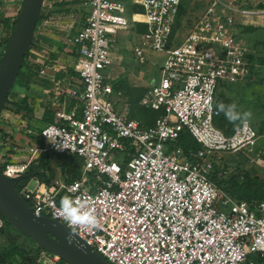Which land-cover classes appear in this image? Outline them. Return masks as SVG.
Wrapping results in <instances>:
<instances>
[{"label": "built area", "instance_id": "2783aa9c", "mask_svg": "<svg viewBox=\"0 0 264 264\" xmlns=\"http://www.w3.org/2000/svg\"><path fill=\"white\" fill-rule=\"evenodd\" d=\"M182 1L138 0L130 3L129 15L125 0H80L83 25L66 38L77 52L75 74L65 86L56 85L54 121L38 126L31 116L10 118L5 106L0 119L24 131L31 153L19 158L22 146L0 140V166L16 178L45 153L79 157L76 180L67 182L62 174L50 182L32 178L19 193L36 215L67 226L62 197L92 211L98 226L74 231L109 264H264V201L239 200L212 179L229 155L264 164V134L250 120H241L229 134L215 124L220 87L247 78L258 65L248 57L253 50L241 34L260 11L247 0H207L176 43ZM45 5L46 0L42 9ZM40 18L36 32L54 22ZM137 23L146 26L133 51L138 62L147 63L149 50L165 55L144 99L148 108L162 112L150 126L130 116L125 91L115 87L120 80L110 75L123 59L113 35ZM184 130L200 145L190 154L177 143ZM45 173L50 178L48 168ZM3 227L0 217V233ZM4 235L0 255L10 244ZM32 246L30 257L37 263L58 262L57 255Z\"/></svg>", "mask_w": 264, "mask_h": 264}, {"label": "rangeland", "instance_id": "374dc122", "mask_svg": "<svg viewBox=\"0 0 264 264\" xmlns=\"http://www.w3.org/2000/svg\"><path fill=\"white\" fill-rule=\"evenodd\" d=\"M23 1L24 0H0V58L5 49V40L10 35V30L13 26L12 22L16 21H10L9 19L11 17H16L15 15L18 10L21 9ZM125 1L128 13L130 15L133 10V7L130 3L136 4L138 0ZM247 3L249 4L251 9L260 11V13L257 16L252 17V19L250 18L254 22V24H251V29L242 32L241 35L245 45H247L253 50L252 55H254L255 57H257V59L260 60L258 61L257 67L253 68L250 79L248 81L239 83H226L220 87L218 92V103L223 102L225 105L230 104L232 102L237 103L238 111L250 112L251 118L248 120H250L255 125V127L260 128L261 131L264 133V0H247ZM206 4L207 0L182 1L179 17L173 32V39L176 43H180L185 37V35H187V33L192 29L195 21L205 9ZM73 9H75L77 13H80L79 20L81 21L82 11L79 9V6H75ZM5 19L9 20L8 24L5 23ZM40 23L41 18L38 21L37 29L39 28ZM53 25H55V23L49 24L41 30V32L43 31L45 39L41 38L38 35L35 41L34 37L33 43L30 47L29 55L26 59L27 66L35 65V63L32 62L33 60H37L45 64L50 63L51 60L58 59V57H55L57 53H54L52 51V39H55L53 41L56 43V45L59 46L60 49L63 47H68V44L64 43L65 33L58 29H55ZM145 32V25L138 23L136 24V26L124 30L121 33L122 36L120 39L118 35H113V38L116 40L115 46L119 53L118 55H123V59L116 61V63L111 69L112 71L110 72V75L112 77H115L114 80L116 79L121 81V85L129 101L131 114H133L136 118L143 120L144 123L149 124L155 122L159 118V116L157 113L149 110V108L144 104V99L148 95L151 79L159 78L160 76V70L158 68V65L164 60L165 55L163 53H158L156 51L149 50L147 52V63L140 64L138 62L133 51L135 43L140 44L143 41V34ZM125 47L127 49H124ZM122 48L124 49L123 52ZM29 56L33 60L29 59ZM64 59H68V57H65ZM73 61L74 60L68 61L69 73L71 74L75 72L73 67ZM34 90L35 93L34 91H31L30 93V91L28 92L25 87L21 86L19 83H16L13 88V95H18L20 98H22L24 95L29 94L31 101H34L33 105L36 104L37 101H39L38 99H42L44 97L43 99L46 101L45 103H48V107H50L51 105V107L55 108V105H53L52 103L57 101L54 92H52L48 96V99L46 94H38L37 92H39V90ZM12 99L16 100L15 96H13ZM6 108L11 109L16 114L27 115L28 117H32L34 115V111L33 113H25L23 109H18L16 106H14V104H8ZM240 122L241 120L236 121L235 124L230 123L228 119H226L224 113L220 112L218 124L222 128L231 130L239 126ZM33 123L38 126H43L44 124H46L43 122L41 117L40 119L33 121ZM10 125L14 126L13 123H11ZM13 128L17 131L15 127ZM19 132V135L21 137L26 136L23 130H19ZM23 141L24 140L19 142L24 144ZM34 141L36 143H41L39 139ZM16 142L17 140H14L13 146L17 144ZM21 146L25 150L20 153H31L30 150H26V144ZM50 159L52 161V166H54L56 170V173L60 174L62 162L61 159L53 154L50 155ZM229 160V163L231 164H229L228 166L226 165V172L223 174V177L219 179L221 181L218 185L222 192L232 194L234 193L238 195L239 192L243 190L242 187H244L246 194H254L256 196L264 194V184L262 183L250 182L247 185H243L246 174H249L251 177H259L261 179H264L263 163L252 162L247 159L244 154H240L238 158L235 155H229ZM2 232L6 234L4 235L5 239L7 238V236H9L17 240L19 243H24L27 245L29 244L30 247H32V245L34 244L32 239L20 234L19 232L14 230V228L10 225H4ZM2 232L0 233L1 235ZM47 263H49V261L44 264Z\"/></svg>", "mask_w": 264, "mask_h": 264}, {"label": "water", "instance_id": "95a60500", "mask_svg": "<svg viewBox=\"0 0 264 264\" xmlns=\"http://www.w3.org/2000/svg\"><path fill=\"white\" fill-rule=\"evenodd\" d=\"M44 0H24L17 21L0 58V114L23 67L41 17ZM0 213L22 235L43 250L57 255L67 264H109L90 244L75 232L71 245L65 223L38 216L17 190L14 178L5 175L0 166Z\"/></svg>", "mask_w": 264, "mask_h": 264}, {"label": "trees", "instance_id": "16d2710c", "mask_svg": "<svg viewBox=\"0 0 264 264\" xmlns=\"http://www.w3.org/2000/svg\"><path fill=\"white\" fill-rule=\"evenodd\" d=\"M4 21H5L6 24H8L9 20L5 19ZM248 29H251L250 25L242 26V31L243 32L247 31ZM145 30H146V26H145ZM7 40H8V37L5 40V43L7 42ZM29 51H28V53L26 54V56L24 58L23 67L21 68V71H20V73L18 75V78H17L15 84L19 83L21 86L25 87L28 92L32 91L33 89H37L38 87L51 86L52 85L51 81L44 80L41 77H39V75H38V71L40 69V65L39 64H35V65H32V66H27L26 59H27V57L29 55ZM248 57L250 59H252L253 62L256 61L257 64H258V61L260 60V59H257V57H255L252 54H249ZM254 68H256V67H254ZM73 74H75V72ZM250 76H248L247 78L241 80L240 82L248 81L250 79ZM224 84H226V83H224ZM115 87L123 89V87L121 85V81L116 83ZM13 92L14 91L12 89L10 94H9V96H8V98H7L6 107L8 106V104H14V106H16L18 109H23L25 111V113L26 112L27 113H33V111H34L33 106H32L33 102L31 101V99L29 97V94H26L22 98H20L18 95H13ZM13 96H15L16 100L12 99ZM217 104H218V94H217ZM44 107H45V112H44V114L42 116L43 122L46 123V124L53 122L54 121V117H55V109L56 108L51 107V105H50V107H48V103L46 105H44ZM149 110L157 113L158 116H160L161 113H162L161 111H156V110L151 109V108H149ZM130 116L132 118H136L133 114H131V112H130ZM219 118H220V112L215 117V124L219 128L223 129L227 134H229V133H231V132H233L235 130V128L231 129V130L222 128L218 124ZM136 119H138L143 125H146V126L153 125L156 122L155 121L153 123H149L148 124V123H144L143 120H141L139 118H136ZM256 129L258 130V132L260 134H264L261 131L260 128L256 127ZM177 143H178L179 146L184 148V150L186 151L187 154H190V152L197 151L200 148V145L197 143V141L195 140L193 135L188 130L182 131ZM50 155H52V154H50V153L43 154L41 156V158H40V161H39L38 165L33 164L30 167V169L28 171H26L23 175H19L18 177L14 178V183H15V186H16L18 191H21L22 187L25 186L32 178H37L40 181L50 182V180L52 178H54L55 176L59 175L58 173H56V170H55L54 166H52V161L50 159ZM55 156L59 157L61 159V161H62L61 162V172H60V174L63 175L64 179L67 182H71V181H74L77 178H79V176L81 174V160H80L79 157L74 156V155H70V154L55 155ZM237 158H238V156H237ZM229 162H230V160L227 161L223 166H218L216 168V170L214 171V173L212 174V179L217 184L220 183L221 180H219V179L222 178L223 174L226 172L225 171L226 165L228 166L229 164H231ZM46 168H48L50 170V173H51L50 178H48L46 176V173H45ZM220 173L222 175H219ZM250 182L264 184V179H261L259 177H251L249 174H246L245 181H244L243 185H247ZM242 189L243 190L240 191L238 195H236L234 193H233L234 195L232 193H230V194L232 196H234L235 198L239 199V200H244V201H248V202H251V201H264V194H261V195H258V196L254 195V194L249 195V194L245 193L244 187H242ZM0 217L2 218V220L4 222V225H10L11 227H13L11 225V223L8 222L6 220V218L1 213H0ZM3 228H2V230H3ZM14 230H16V229L14 228ZM34 244H36V243L34 242ZM32 247H30L29 244L27 245V244H24V243H19L17 240L12 238V242H10L9 246L7 247V249H4L2 251V253H1V255H0V264H14L12 262V258L14 256H16V255H19L21 257V261L18 264H39V263L36 262V257L35 256L30 257L31 253L33 252V248ZM39 249L42 250V248H40V247H39ZM65 263H66L65 261H63L62 259H59V261L57 263H55V264H65Z\"/></svg>", "mask_w": 264, "mask_h": 264}, {"label": "crops", "instance_id": "0c3cea01", "mask_svg": "<svg viewBox=\"0 0 264 264\" xmlns=\"http://www.w3.org/2000/svg\"><path fill=\"white\" fill-rule=\"evenodd\" d=\"M79 4H80V0H46V5H45L44 9H42L41 16L54 18L53 24L55 23V25H53V26L55 27V29H58V30L65 33V35H64V43L65 44H67L66 43L67 36L76 33L77 30L83 25V15H82V19L80 21L79 20V14L80 13H77L76 10L73 9L75 6H79ZM79 9L81 10L80 6H79ZM71 10H75V11H71ZM15 18L11 17L9 20L13 21ZM135 26H136V24H135ZM123 31L124 30H122L120 32V34L118 35L119 39L121 38V36H122L121 33ZM124 33H123V35H124ZM38 35L41 38H44L43 31L42 32L38 31V32H36V35H35V41H36V38L38 37ZM52 38H56V37H52ZM53 40H55V39L51 40L53 42L52 51L54 53H57L55 55V57H58V59L51 60L52 62L48 63V64H46V63L43 64L40 61H37L35 63V64L40 65V69L43 66H45V67L47 66L46 74L39 75V71H40V69H39L38 75H39V77H41L44 80L51 81L52 85L48 86V87H38L36 89V90H39V92L36 91L38 94L39 93L44 94V95L46 94L47 97L52 92H54L56 90L57 84L65 86L69 82V79L71 78V76L73 74L69 73L68 61L74 60L73 61V64H74L75 59L77 57V52L75 51L74 46L68 44L67 45L68 47H63L60 49L59 46L56 45V43ZM115 42H116V40L113 43L114 49H115L116 53L119 54L117 51V48L115 46ZM135 45H136V43H135ZM124 49H127V48L125 47ZM124 49L122 48V52ZM65 57H68V59H64ZM73 67H74V65H73ZM32 91H34V93H35L34 89ZM30 93H31V91H30ZM43 98L38 99L39 101H37L36 104L32 105L34 108V115L32 116L34 121H36L37 119H40V117L42 118V116L45 112L44 105H46L47 103H45L46 101ZM48 99H49V97H48ZM42 102H44V103H42ZM15 114L16 113H14V111H12L11 109L5 110V115L10 116V118L13 117L15 119L16 118V116H14ZM10 124H11V121L8 118L0 119V140L5 139V140H9L12 143H14V140H17V142H16L17 144H15V145H19V146L24 145V144L27 145L29 138L27 136L21 137L19 135L20 134L19 130L17 128H16L17 131L14 130V128H13L14 126H11ZM23 138H25V139H23ZM22 140H24L23 141L24 144L19 142ZM29 147L30 146L27 145L26 150L28 149V151H29L30 150ZM25 155H27V154L20 153V155L18 154V157L22 158ZM34 183H36V182H34ZM20 261H21V257L19 255H16L12 258V262L14 264H18Z\"/></svg>", "mask_w": 264, "mask_h": 264}, {"label": "clouds", "instance_id": "9594fccd", "mask_svg": "<svg viewBox=\"0 0 264 264\" xmlns=\"http://www.w3.org/2000/svg\"><path fill=\"white\" fill-rule=\"evenodd\" d=\"M217 111L223 112L226 119L230 123H236L238 120L250 119V112L238 111V105L235 102L225 105L223 102L217 104ZM60 211L63 214V218L67 222L70 231L66 235V240L69 245L74 241L75 226H83L86 228H95L98 226V220L94 213L90 210H85L82 206L78 205L72 197L64 196L59 202Z\"/></svg>", "mask_w": 264, "mask_h": 264}, {"label": "flooded vegetation", "instance_id": "af4514ba", "mask_svg": "<svg viewBox=\"0 0 264 264\" xmlns=\"http://www.w3.org/2000/svg\"><path fill=\"white\" fill-rule=\"evenodd\" d=\"M7 238H9L10 242H12V238L11 237L7 236Z\"/></svg>", "mask_w": 264, "mask_h": 264}]
</instances>
